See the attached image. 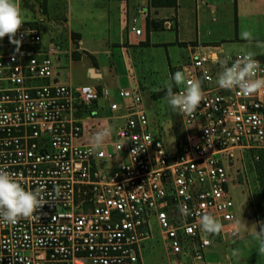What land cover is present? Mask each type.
I'll return each mask as SVG.
<instances>
[{
	"label": "built area",
	"instance_id": "1",
	"mask_svg": "<svg viewBox=\"0 0 264 264\" xmlns=\"http://www.w3.org/2000/svg\"><path fill=\"white\" fill-rule=\"evenodd\" d=\"M17 39L19 51L0 40V168L25 190L40 188L46 205L37 220L0 222V264H143L152 220L166 255L193 264H208L213 242L239 238L228 170L264 150V91L245 96L217 79L246 53L194 54L177 70L205 98L191 116L178 111L184 136L171 152L153 134L139 93L120 90L117 103L106 88L61 84L53 64L60 46L41 49L40 32L26 23ZM254 59L264 76V60ZM100 100L117 124L95 149L82 141L81 114ZM203 214L220 221V233L202 230Z\"/></svg>",
	"mask_w": 264,
	"mask_h": 264
},
{
	"label": "crops",
	"instance_id": "2",
	"mask_svg": "<svg viewBox=\"0 0 264 264\" xmlns=\"http://www.w3.org/2000/svg\"><path fill=\"white\" fill-rule=\"evenodd\" d=\"M16 3L27 17L26 24L44 33L41 49L49 44L60 46L61 54L53 57L55 81L106 88L113 95L111 100L117 103H121L116 101L120 90L139 93L145 100L144 95L163 81H171L172 75L188 64L194 54L248 50L233 47L244 41L243 31L251 32L252 43L264 45V0H175L173 6L168 0H16ZM189 25L195 26L197 32L205 27L206 34L211 32L216 37L206 43L180 40V28ZM131 27L140 29L141 35L135 36ZM252 51L264 60V47ZM75 61L84 63V84H74L71 67ZM146 75H154V81L143 83ZM111 115L107 103L101 100L86 110V115L82 113V141L91 143L93 135L106 124L113 136L117 123L109 119ZM88 122L95 125L91 132L87 129ZM235 167H243L241 160ZM242 192L243 188L239 193L231 190L234 226L240 235L252 236L260 229L251 226L252 221L257 224L255 209L246 192L245 195ZM241 219L247 226L238 223ZM221 243L213 242L207 251H213ZM166 257L170 264H193L182 256Z\"/></svg>",
	"mask_w": 264,
	"mask_h": 264
},
{
	"label": "clouds",
	"instance_id": "3",
	"mask_svg": "<svg viewBox=\"0 0 264 264\" xmlns=\"http://www.w3.org/2000/svg\"><path fill=\"white\" fill-rule=\"evenodd\" d=\"M24 25L21 9L16 0H0V40L8 37L10 43L16 45L17 51L21 40L17 39ZM28 33H25V35ZM241 39L247 42L253 40L251 32L243 31ZM257 47H264L257 43ZM260 66L254 59V54L248 52L238 58L230 66L225 63L218 74L217 84L221 89L232 91L239 90L245 96H251L264 91V76H258ZM184 86V90L174 92L173 87ZM204 92L198 81L186 79L183 71H177L171 77V82L166 84V96L168 105L173 111H179L185 116H191L199 108L204 100ZM110 136V130L98 131L92 137L91 143L95 149L103 147L104 142ZM137 151L135 148L133 152ZM45 202L41 195V189L25 190L15 179L14 174L0 168V222L16 224L19 220H37L38 210L43 209ZM185 210L182 209V213ZM238 223L247 226L241 219ZM259 231L256 234L257 253L264 255V222L259 223ZM200 226L206 234L215 235L221 232L222 224L214 216L203 214L200 218Z\"/></svg>",
	"mask_w": 264,
	"mask_h": 264
},
{
	"label": "rangeland",
	"instance_id": "4",
	"mask_svg": "<svg viewBox=\"0 0 264 264\" xmlns=\"http://www.w3.org/2000/svg\"><path fill=\"white\" fill-rule=\"evenodd\" d=\"M22 17L23 20L27 18L23 14ZM24 23L27 22L24 21ZM206 30L205 27H200L197 32L195 26L189 25L187 28L182 27L180 28L179 39L202 43L214 40L216 35L211 32L206 34ZM40 34L43 37L42 34L44 33L40 31ZM233 47L237 49L242 47L246 48L248 50L235 51L243 53L252 52L254 56H258L252 51V49L257 47V44L252 42L242 41L234 44ZM71 71L74 77V84H84V63L75 61L72 64ZM142 81L145 84L153 82L154 75H146ZM169 82L171 81H163L155 90H151V92L144 95L145 100H142H144L143 104L146 108L153 134L159 136L168 150L172 152L184 136L179 113L178 111H173L168 105L165 99L166 94H163L162 97L155 98L156 93H166V84ZM116 101H119V99L117 98ZM83 115H86V112L83 111ZM113 122L116 124V121ZM92 125L91 122L87 123L89 132L95 127V125ZM106 125L108 126V124ZM107 126L101 127L100 131L107 129ZM112 137H108L106 141H109ZM256 155L257 160L252 155H246L244 157V166L238 171L229 172L228 178L230 188L233 192L239 193L243 188V195L246 192V196H249L255 209L257 220V224L255 221L251 222L253 228L260 227L258 223L259 217L264 218V150L257 152ZM151 231L155 237L144 241L141 245L143 264H170L163 249L162 240L158 237L157 227L153 220L151 221ZM256 234L244 237L239 233V238L236 240L229 241L224 239L223 243L216 245L213 251H207L209 254L205 256V260L209 264H216L217 262H221L222 264H264V255L259 256L256 251L258 246L255 238Z\"/></svg>",
	"mask_w": 264,
	"mask_h": 264
},
{
	"label": "trees",
	"instance_id": "5",
	"mask_svg": "<svg viewBox=\"0 0 264 264\" xmlns=\"http://www.w3.org/2000/svg\"><path fill=\"white\" fill-rule=\"evenodd\" d=\"M168 1H169V3L171 4V6H173V5L175 4V0H168ZM173 91H174V87H173ZM163 94H166V93H165V92H163V93H156V94H155V98L162 97ZM84 112H86V111H84ZM261 151H263V150H261ZM258 152H259V151H258ZM256 153H257V152H256ZM256 153H255V154H256ZM255 154H250V155H252L253 158H254ZM247 155H248V154H247Z\"/></svg>",
	"mask_w": 264,
	"mask_h": 264
}]
</instances>
